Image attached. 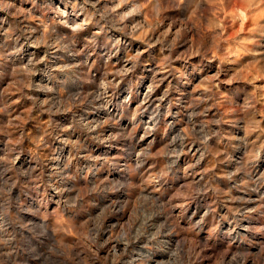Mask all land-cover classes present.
<instances>
[{
	"label": "clouds",
	"instance_id": "1",
	"mask_svg": "<svg viewBox=\"0 0 264 264\" xmlns=\"http://www.w3.org/2000/svg\"><path fill=\"white\" fill-rule=\"evenodd\" d=\"M0 264H264V0H0Z\"/></svg>",
	"mask_w": 264,
	"mask_h": 264
}]
</instances>
